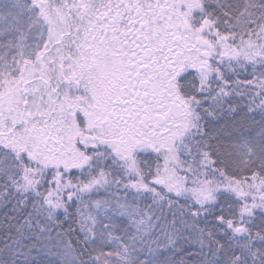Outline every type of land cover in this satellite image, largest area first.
I'll return each instance as SVG.
<instances>
[{
  "label": "snow or ice",
  "instance_id": "obj_1",
  "mask_svg": "<svg viewBox=\"0 0 264 264\" xmlns=\"http://www.w3.org/2000/svg\"><path fill=\"white\" fill-rule=\"evenodd\" d=\"M0 264H264V0H0Z\"/></svg>",
  "mask_w": 264,
  "mask_h": 264
}]
</instances>
